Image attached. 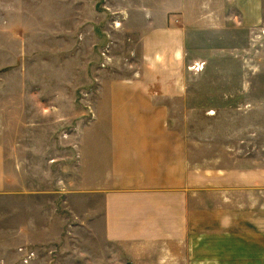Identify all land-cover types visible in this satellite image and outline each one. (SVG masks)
<instances>
[{
    "label": "crops",
    "instance_id": "0c3cea01",
    "mask_svg": "<svg viewBox=\"0 0 264 264\" xmlns=\"http://www.w3.org/2000/svg\"><path fill=\"white\" fill-rule=\"evenodd\" d=\"M130 2L144 30L139 68L99 87L71 179L88 201L90 256L122 264H264V164L240 160L234 147L231 164H209V154H221L202 143L208 136L189 131L185 117L193 109L191 30H258L264 0ZM16 110L0 101V201L7 203L32 187L29 164L19 159L26 150L4 127Z\"/></svg>",
    "mask_w": 264,
    "mask_h": 264
},
{
    "label": "rangeland",
    "instance_id": "374dc122",
    "mask_svg": "<svg viewBox=\"0 0 264 264\" xmlns=\"http://www.w3.org/2000/svg\"><path fill=\"white\" fill-rule=\"evenodd\" d=\"M130 1L0 0V101L17 109L4 127L32 171L29 190L0 201V264H122L93 261L87 197L71 179L99 87L139 68ZM190 34L189 131L221 154L209 164H231L232 147L264 164V23Z\"/></svg>",
    "mask_w": 264,
    "mask_h": 264
},
{
    "label": "built area",
    "instance_id": "2783aa9c",
    "mask_svg": "<svg viewBox=\"0 0 264 264\" xmlns=\"http://www.w3.org/2000/svg\"><path fill=\"white\" fill-rule=\"evenodd\" d=\"M27 261V260H26Z\"/></svg>",
    "mask_w": 264,
    "mask_h": 264
}]
</instances>
